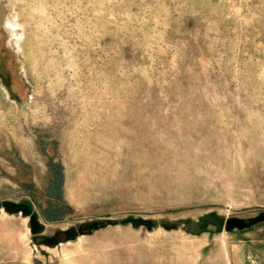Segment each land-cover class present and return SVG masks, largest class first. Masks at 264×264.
Listing matches in <instances>:
<instances>
[{
  "label": "rangeland",
  "instance_id": "1",
  "mask_svg": "<svg viewBox=\"0 0 264 264\" xmlns=\"http://www.w3.org/2000/svg\"><path fill=\"white\" fill-rule=\"evenodd\" d=\"M23 200L40 231L0 206V264H264V0H0V204Z\"/></svg>",
  "mask_w": 264,
  "mask_h": 264
},
{
  "label": "trees",
  "instance_id": "2",
  "mask_svg": "<svg viewBox=\"0 0 264 264\" xmlns=\"http://www.w3.org/2000/svg\"><path fill=\"white\" fill-rule=\"evenodd\" d=\"M61 179L62 178H61L60 175L56 176L55 179H54V183L51 184V187L49 188V189H51L49 192L51 194H54L57 197V199L60 198V192H59V189L57 188V186L59 184H61ZM0 206L3 207L4 209H6V211H8V212H12V213L21 212L25 216L29 215L30 216V226H31L33 232H36V230L40 231V227L41 226L38 224L37 216H36L37 214L33 210L32 205H31V203L29 201L23 200V201H20V202H17V203L3 202V203L0 204ZM60 209L61 208L59 206H56L54 204H50L48 206V211L45 212V213H47V214H45V215H47V216H45L46 220L55 221V220L59 219L60 218ZM209 217H210L209 215L208 216H204L202 218V221L204 222V221L208 220ZM132 222L135 225L142 224L146 228H151V227H153L154 225L157 224L153 220H142V219H132ZM100 225H101V223H99V226ZM227 227L228 228H232V227H229V226H227ZM67 232L68 233L72 232V230L71 231L67 230ZM195 232H197V230H195ZM74 236L75 235H73L71 237H74Z\"/></svg>",
  "mask_w": 264,
  "mask_h": 264
},
{
  "label": "water",
  "instance_id": "3",
  "mask_svg": "<svg viewBox=\"0 0 264 264\" xmlns=\"http://www.w3.org/2000/svg\"><path fill=\"white\" fill-rule=\"evenodd\" d=\"M162 221H159V223ZM158 223V224H159ZM225 224L229 227H238V228H245L246 227V222L238 217H227L225 219ZM99 226L98 221H91L88 223H83L78 226V231L82 234H86L91 232L92 230L97 229ZM35 243L38 245H46L50 247L57 246L58 244L67 242L70 240V235L66 230L58 231L52 236H44V235H39L35 237Z\"/></svg>",
  "mask_w": 264,
  "mask_h": 264
}]
</instances>
